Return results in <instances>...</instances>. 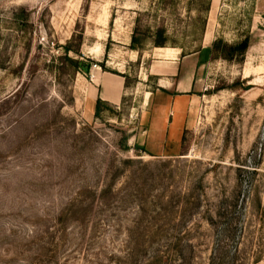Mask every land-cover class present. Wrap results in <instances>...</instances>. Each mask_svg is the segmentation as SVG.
I'll return each mask as SVG.
<instances>
[{
    "label": "rangeland",
    "instance_id": "rangeland-1",
    "mask_svg": "<svg viewBox=\"0 0 264 264\" xmlns=\"http://www.w3.org/2000/svg\"><path fill=\"white\" fill-rule=\"evenodd\" d=\"M154 48L202 58L159 156L139 143ZM70 59L123 71L122 103L85 119ZM236 194L238 258L264 264V0H0V264H208Z\"/></svg>",
    "mask_w": 264,
    "mask_h": 264
},
{
    "label": "crops",
    "instance_id": "crops-1",
    "mask_svg": "<svg viewBox=\"0 0 264 264\" xmlns=\"http://www.w3.org/2000/svg\"><path fill=\"white\" fill-rule=\"evenodd\" d=\"M170 49L166 54H159L157 48L152 52L147 73L155 79L156 87L147 92L140 110V120L145 121V126L139 143L153 156L178 152L187 117L200 90L197 74L202 64L201 52L193 51L178 57L179 52ZM133 55L138 57V53ZM79 76L77 100L85 119L94 116L98 98L113 107L122 103L128 88L127 75L123 71L115 73L99 66L90 68L88 73L82 71Z\"/></svg>",
    "mask_w": 264,
    "mask_h": 264
},
{
    "label": "trees",
    "instance_id": "trees-1",
    "mask_svg": "<svg viewBox=\"0 0 264 264\" xmlns=\"http://www.w3.org/2000/svg\"><path fill=\"white\" fill-rule=\"evenodd\" d=\"M134 38L131 41L130 47L132 49H136L134 46ZM166 38L164 36L163 30L158 29L155 34V40H153L154 46H165ZM247 43L246 41H242L240 43H237L235 45H230L227 43H222L221 40H215L212 44L213 49H222V53H228L232 54L234 50L237 53L243 54L245 49H246ZM71 48L68 46H64V51L67 53L70 51ZM201 50V49H200ZM198 50V51H200ZM74 65L77 66L78 70H81L84 72L85 67L88 66L90 63H82L79 60L75 59H70ZM111 71V70H109ZM114 72V71H112ZM118 73V72H115ZM123 75V74H122ZM126 85L128 86L127 83V77L125 81ZM114 108L111 106L109 103H107L104 100H101L98 98L95 103V111H94V116L98 117L100 113L103 110H111ZM239 197L238 194L236 195H231L229 197H225L223 200H221L220 204H218V210L215 215L213 216H208L207 220L208 223L211 226H217L220 228L222 238L218 242V244L215 245L213 251H212V256L211 260L208 264H247L248 261L256 262L259 259V256L255 255V252H252L251 256L247 257H239V246H241L242 242L240 239H237V232H241V230H244V225L243 227L241 226V223L239 222V216H238V210H237V205H238ZM245 204H250L253 203V208L260 207V203L258 200H256V204L251 201H247L246 199H242V203ZM231 246H233V250H231ZM254 251V250H253ZM247 257V260L246 258Z\"/></svg>",
    "mask_w": 264,
    "mask_h": 264
},
{
    "label": "built area",
    "instance_id": "built-area-1",
    "mask_svg": "<svg viewBox=\"0 0 264 264\" xmlns=\"http://www.w3.org/2000/svg\"><path fill=\"white\" fill-rule=\"evenodd\" d=\"M96 67L99 68V66H98L96 63H94V64H92V65L90 66V68H96ZM90 68H89V69H90Z\"/></svg>",
    "mask_w": 264,
    "mask_h": 264
},
{
    "label": "water",
    "instance_id": "water-1",
    "mask_svg": "<svg viewBox=\"0 0 264 264\" xmlns=\"http://www.w3.org/2000/svg\"><path fill=\"white\" fill-rule=\"evenodd\" d=\"M89 68H90V65L86 66L84 72L88 73L89 72Z\"/></svg>",
    "mask_w": 264,
    "mask_h": 264
}]
</instances>
